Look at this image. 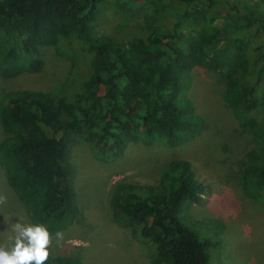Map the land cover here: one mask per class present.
I'll list each match as a JSON object with an SVG mask.
<instances>
[{
  "label": "trees",
  "instance_id": "trees-1",
  "mask_svg": "<svg viewBox=\"0 0 264 264\" xmlns=\"http://www.w3.org/2000/svg\"><path fill=\"white\" fill-rule=\"evenodd\" d=\"M107 1L0 0V77L39 73L42 47L74 60L80 51L89 71L46 92L2 97L0 167L31 224L55 233L75 222L68 163L75 145L114 160L132 143L175 148L195 140L202 130L188 96L195 68L224 75V102L257 143L239 164L241 187L264 206V0H113L125 18L137 6L146 13L147 31L125 39L94 29ZM203 194L191 164L171 160L151 183H116L112 217L151 264H209L208 243L178 217ZM45 264L81 263L49 256Z\"/></svg>",
  "mask_w": 264,
  "mask_h": 264
},
{
  "label": "rangeland",
  "instance_id": "rangeland-1",
  "mask_svg": "<svg viewBox=\"0 0 264 264\" xmlns=\"http://www.w3.org/2000/svg\"><path fill=\"white\" fill-rule=\"evenodd\" d=\"M138 8L133 17L125 18L114 1L108 0L101 7L95 31L117 39L147 31L146 13H139ZM41 55L44 66L39 73L13 79L0 77V103L5 93L46 92L66 80H80L89 72L80 51L75 60L71 53L58 55L53 47H42ZM188 77V96L202 124L195 140L175 148L132 143L122 158L114 160L97 158L83 143L72 148L68 163L73 170L78 215L75 222L60 230L64 239L59 246L53 242L50 256L81 264H151L146 248L114 222L111 193L123 180L151 183L158 179L165 163L180 159L191 164L204 194L200 203L183 207L178 217L208 243L209 264H264V206L244 194L239 169L243 154L256 150L257 143L242 131L224 102L225 77L217 68H195ZM263 94L264 83L259 89V95ZM5 138L0 125V143ZM0 196L6 198L0 204V245L10 249L12 225L31 222L7 185L1 167Z\"/></svg>",
  "mask_w": 264,
  "mask_h": 264
},
{
  "label": "clouds",
  "instance_id": "clouds-1",
  "mask_svg": "<svg viewBox=\"0 0 264 264\" xmlns=\"http://www.w3.org/2000/svg\"><path fill=\"white\" fill-rule=\"evenodd\" d=\"M6 198L0 196V204ZM14 236L10 249L0 245V264H45L49 259L50 249L59 246L64 239V234L57 231L50 234L43 224H25L21 222L12 225Z\"/></svg>",
  "mask_w": 264,
  "mask_h": 264
}]
</instances>
